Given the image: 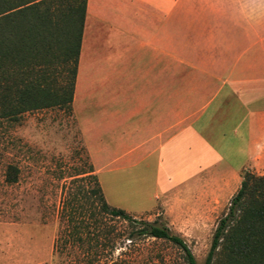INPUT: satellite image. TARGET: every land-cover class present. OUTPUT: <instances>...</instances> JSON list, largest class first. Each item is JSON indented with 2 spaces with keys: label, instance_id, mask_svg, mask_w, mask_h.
Returning <instances> with one entry per match:
<instances>
[{
  "label": "crops",
  "instance_id": "obj_1",
  "mask_svg": "<svg viewBox=\"0 0 264 264\" xmlns=\"http://www.w3.org/2000/svg\"><path fill=\"white\" fill-rule=\"evenodd\" d=\"M72 103L98 180L155 169L128 213L182 188L227 201L264 177V0H87Z\"/></svg>",
  "mask_w": 264,
  "mask_h": 264
},
{
  "label": "rangeland",
  "instance_id": "obj_2",
  "mask_svg": "<svg viewBox=\"0 0 264 264\" xmlns=\"http://www.w3.org/2000/svg\"><path fill=\"white\" fill-rule=\"evenodd\" d=\"M9 165L18 169L15 182L5 179ZM91 168L73 103L70 109L52 106L27 111L16 121L0 119V264H184L181 251L168 242L144 239L129 244L126 223L111 219L108 224L121 233L112 249L101 246L95 254V249H87L85 237L82 243L69 242L64 254H55L65 190L72 179ZM154 176V168L138 165L96 178L110 206L128 211L156 202L149 199L156 190ZM167 200V213L157 206L150 215L129 214L165 224L186 242L196 264H204L230 199L219 202L201 189L182 188Z\"/></svg>",
  "mask_w": 264,
  "mask_h": 264
},
{
  "label": "trees",
  "instance_id": "obj_3",
  "mask_svg": "<svg viewBox=\"0 0 264 264\" xmlns=\"http://www.w3.org/2000/svg\"><path fill=\"white\" fill-rule=\"evenodd\" d=\"M86 1L0 0V119L16 121L27 111L52 106L71 108ZM17 173L9 165L6 181L15 182ZM82 174L70 181L62 198L55 254H64L69 242L82 243L85 237L95 254L101 246L112 249L121 233L108 224L111 219L126 223L129 244L165 241L181 251L184 264H196L179 235L157 220L137 219L110 206L93 169ZM204 264H264L263 176L242 173Z\"/></svg>",
  "mask_w": 264,
  "mask_h": 264
}]
</instances>
